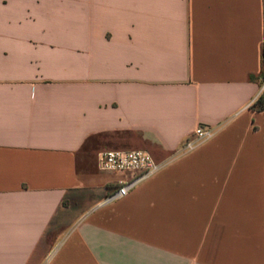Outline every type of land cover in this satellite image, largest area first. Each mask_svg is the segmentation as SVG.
I'll return each instance as SVG.
<instances>
[{
	"label": "crops",
	"instance_id": "obj_1",
	"mask_svg": "<svg viewBox=\"0 0 264 264\" xmlns=\"http://www.w3.org/2000/svg\"><path fill=\"white\" fill-rule=\"evenodd\" d=\"M263 36L264 0H0V264H264ZM109 150L168 165L101 205Z\"/></svg>",
	"mask_w": 264,
	"mask_h": 264
},
{
	"label": "built area",
	"instance_id": "obj_2",
	"mask_svg": "<svg viewBox=\"0 0 264 264\" xmlns=\"http://www.w3.org/2000/svg\"><path fill=\"white\" fill-rule=\"evenodd\" d=\"M262 65L264 67V36L262 37ZM264 100V74L261 78L260 91L256 100L251 104L255 106L259 100ZM217 131L210 126H199L193 137L186 139L177 154V157L192 153L200 146L212 140ZM99 167L103 171L130 174L128 179L118 182L116 190L107 196L101 205L111 204L125 198L143 182L160 173L168 164L160 163L143 150H109L99 154Z\"/></svg>",
	"mask_w": 264,
	"mask_h": 264
},
{
	"label": "trees",
	"instance_id": "obj_3",
	"mask_svg": "<svg viewBox=\"0 0 264 264\" xmlns=\"http://www.w3.org/2000/svg\"><path fill=\"white\" fill-rule=\"evenodd\" d=\"M255 108L258 109L259 111L263 110L264 109V100L263 99L259 100V102L256 104Z\"/></svg>",
	"mask_w": 264,
	"mask_h": 264
}]
</instances>
